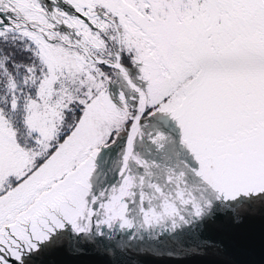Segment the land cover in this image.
<instances>
[{"label":"snow or ice","instance_id":"1","mask_svg":"<svg viewBox=\"0 0 264 264\" xmlns=\"http://www.w3.org/2000/svg\"><path fill=\"white\" fill-rule=\"evenodd\" d=\"M257 215L264 0H0V264L222 252Z\"/></svg>","mask_w":264,"mask_h":264},{"label":"water","instance_id":"2","mask_svg":"<svg viewBox=\"0 0 264 264\" xmlns=\"http://www.w3.org/2000/svg\"><path fill=\"white\" fill-rule=\"evenodd\" d=\"M205 235L223 241L226 245L225 250L160 258L156 261L143 257L140 259L145 260L146 264H264V220L258 215L240 226L212 223L208 226ZM52 256L54 258L51 259ZM36 260L38 264H107V257L104 255L91 254L77 258L65 252H44Z\"/></svg>","mask_w":264,"mask_h":264},{"label":"flooded vegetation","instance_id":"3","mask_svg":"<svg viewBox=\"0 0 264 264\" xmlns=\"http://www.w3.org/2000/svg\"><path fill=\"white\" fill-rule=\"evenodd\" d=\"M46 252H64L62 249H50V250H48V251H46ZM50 255V254H49ZM46 257H48V256H46ZM51 259L52 258H54V256H52V257H50ZM35 260H34V264H38V261L36 260L37 259V257L36 258H34Z\"/></svg>","mask_w":264,"mask_h":264}]
</instances>
